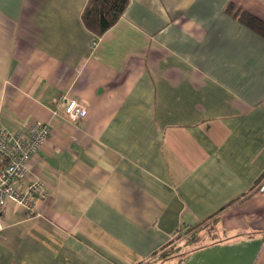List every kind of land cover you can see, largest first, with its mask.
<instances>
[{
  "label": "crops",
  "instance_id": "0c3cea01",
  "mask_svg": "<svg viewBox=\"0 0 264 264\" xmlns=\"http://www.w3.org/2000/svg\"><path fill=\"white\" fill-rule=\"evenodd\" d=\"M89 1L0 0V132L51 129L16 186L48 197L0 207V264H161L212 217L223 241L168 264H264V39L227 12L264 0H128L102 38Z\"/></svg>",
  "mask_w": 264,
  "mask_h": 264
},
{
  "label": "built area",
  "instance_id": "2783aa9c",
  "mask_svg": "<svg viewBox=\"0 0 264 264\" xmlns=\"http://www.w3.org/2000/svg\"><path fill=\"white\" fill-rule=\"evenodd\" d=\"M57 105L63 108L65 116L77 122L86 118L87 108L79 102L60 97ZM51 129L45 122H35L24 128L0 132V207L13 202L28 214L35 210L36 202L48 197L46 184L36 179L19 190L17 185L25 182L30 173L32 160L46 148L50 141ZM5 224L0 217V235Z\"/></svg>",
  "mask_w": 264,
  "mask_h": 264
},
{
  "label": "trees",
  "instance_id": "16d2710c",
  "mask_svg": "<svg viewBox=\"0 0 264 264\" xmlns=\"http://www.w3.org/2000/svg\"><path fill=\"white\" fill-rule=\"evenodd\" d=\"M128 0H90L83 14V21L88 30L97 38H102L110 31L124 15ZM227 12L238 20L244 27L264 39V22L248 12L229 4ZM247 194L244 196L246 197ZM218 218H211L191 228L182 229L179 234L159 252L152 260L158 259L161 264L179 259L184 261L193 252L217 244L221 240L218 229Z\"/></svg>",
  "mask_w": 264,
  "mask_h": 264
}]
</instances>
